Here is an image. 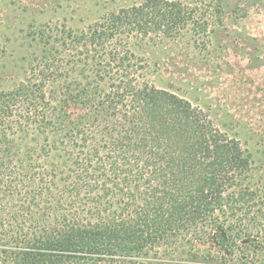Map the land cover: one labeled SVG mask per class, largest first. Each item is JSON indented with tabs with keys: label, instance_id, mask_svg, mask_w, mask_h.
I'll return each mask as SVG.
<instances>
[{
	"label": "trees",
	"instance_id": "obj_1",
	"mask_svg": "<svg viewBox=\"0 0 264 264\" xmlns=\"http://www.w3.org/2000/svg\"><path fill=\"white\" fill-rule=\"evenodd\" d=\"M197 12L144 0L26 34L0 90V264H264L254 160L139 52L207 36Z\"/></svg>",
	"mask_w": 264,
	"mask_h": 264
},
{
	"label": "rangeland",
	"instance_id": "obj_2",
	"mask_svg": "<svg viewBox=\"0 0 264 264\" xmlns=\"http://www.w3.org/2000/svg\"><path fill=\"white\" fill-rule=\"evenodd\" d=\"M142 1L0 0V90L23 78L31 29L85 30L106 12ZM179 1L198 10L208 35L187 30L174 40L138 45L149 79L203 109L239 140L264 180V0Z\"/></svg>",
	"mask_w": 264,
	"mask_h": 264
}]
</instances>
